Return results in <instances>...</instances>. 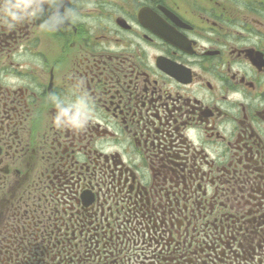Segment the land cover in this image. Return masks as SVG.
I'll return each mask as SVG.
<instances>
[{
    "label": "flooded vegetation",
    "instance_id": "flooded-vegetation-1",
    "mask_svg": "<svg viewBox=\"0 0 264 264\" xmlns=\"http://www.w3.org/2000/svg\"><path fill=\"white\" fill-rule=\"evenodd\" d=\"M77 2L0 24V264H264V0Z\"/></svg>",
    "mask_w": 264,
    "mask_h": 264
},
{
    "label": "clouds",
    "instance_id": "clouds-1",
    "mask_svg": "<svg viewBox=\"0 0 264 264\" xmlns=\"http://www.w3.org/2000/svg\"><path fill=\"white\" fill-rule=\"evenodd\" d=\"M82 7L77 0H0V24L8 29L34 23L46 33L85 23ZM47 102L55 109L51 125L57 131L80 134L88 127L93 104L78 82L63 94L50 93Z\"/></svg>",
    "mask_w": 264,
    "mask_h": 264
}]
</instances>
